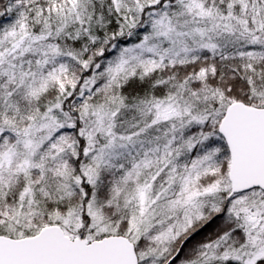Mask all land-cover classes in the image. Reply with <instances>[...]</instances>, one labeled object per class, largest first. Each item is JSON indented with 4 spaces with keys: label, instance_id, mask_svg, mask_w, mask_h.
I'll return each instance as SVG.
<instances>
[{
    "label": "snow or ice",
    "instance_id": "obj_1",
    "mask_svg": "<svg viewBox=\"0 0 264 264\" xmlns=\"http://www.w3.org/2000/svg\"><path fill=\"white\" fill-rule=\"evenodd\" d=\"M0 264H264V0H0Z\"/></svg>",
    "mask_w": 264,
    "mask_h": 264
}]
</instances>
